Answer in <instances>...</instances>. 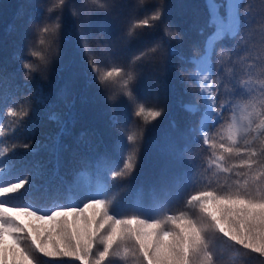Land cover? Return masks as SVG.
<instances>
[{
  "label": "snow or ice",
  "instance_id": "obj_1",
  "mask_svg": "<svg viewBox=\"0 0 264 264\" xmlns=\"http://www.w3.org/2000/svg\"><path fill=\"white\" fill-rule=\"evenodd\" d=\"M185 7L197 37L187 53L166 0L18 6L10 43L0 39V264H264V12L249 0ZM170 67L185 120L169 122L158 173L129 199L169 109L159 85ZM53 75L70 111L77 96L103 104V134L72 148L62 137L74 114L50 111L49 143L24 135ZM42 148L51 169L27 160Z\"/></svg>",
  "mask_w": 264,
  "mask_h": 264
},
{
  "label": "trees",
  "instance_id": "obj_2",
  "mask_svg": "<svg viewBox=\"0 0 264 264\" xmlns=\"http://www.w3.org/2000/svg\"><path fill=\"white\" fill-rule=\"evenodd\" d=\"M25 0H0V39H8L9 43L11 38L7 36V27L14 21L15 14L18 6L24 3ZM168 5V13L171 20L178 26V29L185 33V38L182 44H177V47H181L186 53L189 51L191 42L197 39L195 32L191 30L193 22L192 10L185 7V5L202 3V0H166ZM252 6L253 14L259 18L261 12H264V0H249ZM156 33H152L146 39H151ZM37 50L40 49L39 37L36 38ZM137 42H133L130 47H136ZM13 49L9 46L6 53L7 56H11ZM2 55V54H0ZM176 62L173 61V64ZM176 68L170 67L169 74L163 79L159 85V91L162 98L166 97V102L169 104L167 114L157 122L155 127L150 129L146 135L145 143L141 149L140 162L136 169L134 178L131 181V193L129 199L135 194L136 190L143 188L145 191L149 188L150 184L154 180L160 166L163 163V157L160 154L159 146L163 141V137L168 130L169 122L172 120L178 123H183L185 120V113L181 111L179 107L180 97L173 95L170 92V84L173 82ZM51 84L45 82L44 87L48 99L43 105L37 107L36 113H34L28 121V131L24 133L27 136H35L42 144H47L49 141L46 137L49 134H55L58 131V126L47 119L50 111L58 112L65 120L68 119L70 114H74L75 123H69L71 134L62 137V143L70 145L72 148L77 147V140L79 139L83 144L92 135L96 133L101 135L104 133L106 126L105 109L101 102L90 103L84 105L81 103L79 97L76 98L75 107L70 111L69 107L65 104V101L57 96L59 88L63 87L64 81L55 77H50ZM141 88L147 87L148 82L141 80ZM71 97L69 100L71 101ZM124 107V106H121ZM83 134V136H81ZM65 164L69 159V153L63 154ZM27 160L29 162L39 161L41 164L46 165L51 169L55 163V156L48 149L42 148L35 156L28 155ZM51 161V163H49ZM66 171V168H62L61 172ZM68 194L63 193L61 199H67ZM75 206V205H71ZM47 259V258H45ZM68 260L70 258H64ZM74 264H79V261H75ZM255 264V262H250Z\"/></svg>",
  "mask_w": 264,
  "mask_h": 264
}]
</instances>
